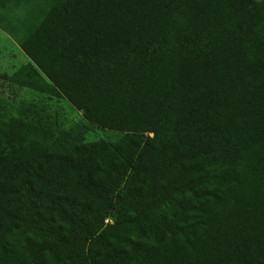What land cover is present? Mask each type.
Segmentation results:
<instances>
[{"label": "trees", "instance_id": "trees-1", "mask_svg": "<svg viewBox=\"0 0 264 264\" xmlns=\"http://www.w3.org/2000/svg\"><path fill=\"white\" fill-rule=\"evenodd\" d=\"M0 264H264V0H0ZM1 108V102H0Z\"/></svg>", "mask_w": 264, "mask_h": 264}, {"label": "rangeland", "instance_id": "rangeland-1", "mask_svg": "<svg viewBox=\"0 0 264 264\" xmlns=\"http://www.w3.org/2000/svg\"><path fill=\"white\" fill-rule=\"evenodd\" d=\"M27 61V57L18 46V42L0 27V71L13 72ZM32 101L43 107L46 113L58 120L62 127L68 128L74 124L84 131L87 140L97 138L113 139L114 132L104 130L96 125L84 121L80 112L74 110L63 98L52 97L25 90L17 85L0 80V112L3 117L16 113L23 103Z\"/></svg>", "mask_w": 264, "mask_h": 264}]
</instances>
